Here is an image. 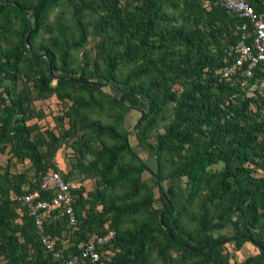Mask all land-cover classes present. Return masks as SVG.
<instances>
[{"label":"trees","instance_id":"trees-1","mask_svg":"<svg viewBox=\"0 0 264 264\" xmlns=\"http://www.w3.org/2000/svg\"><path fill=\"white\" fill-rule=\"evenodd\" d=\"M61 2L0 0V24H17L14 41L0 44V75L9 77L8 83L0 78V153L8 144L12 156L28 159L34 170L33 179L26 172L12 173L9 167L0 172V264H60L63 258L79 255L81 243L108 230L115 235L105 248L114 254L106 264H153L148 250L156 244L162 257L174 250L186 264H229L228 256L219 252L225 236L213 235L227 225L234 229L236 249L245 242L259 249L232 264H264V92L255 93L256 88L253 95L247 93L264 81V62L246 78L244 88L218 72L236 57L244 19L228 13L218 0H125L124 4L81 0L74 6L75 27L68 29V35L37 41L48 13ZM247 2L264 16V0ZM83 10L98 13L97 26L108 35L106 44L99 46L100 68L72 66L69 59L70 50L81 48L87 36L80 18ZM251 39L249 35L245 41ZM59 40L62 45H57ZM121 66L126 67L123 79L118 77ZM21 74L32 80L36 94L16 88ZM106 84L146 101L134 131L154 168L132 151L128 132L121 126L122 110L130 105L102 90ZM74 94V102L81 106L105 104L113 119L109 124L97 120L83 124V129L112 141L101 139L93 160L83 159L86 139L72 141L80 157L77 172L82 174L73 182L74 172L52 161L59 137L27 121L34 116L29 104L36 97L74 99ZM168 108L170 119L151 141V130ZM218 162L220 168L209 169ZM49 169L60 171L69 183L76 217L70 224L61 208H53L54 218L43 223V233L62 251L60 259L46 251L34 215L19 199L38 187ZM144 171L157 185L161 207L154 206V191L142 178ZM177 178H184L185 195L174 209L177 189L170 183L164 190L163 183ZM84 180H92L91 187ZM115 187L122 192H115ZM137 216L132 226L127 225ZM101 255L103 259V251ZM77 264L101 263L79 258Z\"/></svg>","mask_w":264,"mask_h":264},{"label":"rangeland","instance_id":"rangeland-1","mask_svg":"<svg viewBox=\"0 0 264 264\" xmlns=\"http://www.w3.org/2000/svg\"><path fill=\"white\" fill-rule=\"evenodd\" d=\"M81 0H62L60 5L54 6L50 12L48 13V17L46 19V26L41 28L40 34L37 38V41L40 39L42 41L50 42V37H58L68 35V29H73L74 20V6L79 4ZM125 0H120L121 4H124ZM173 9L171 6L168 7V12H171ZM80 18L86 24L87 36L81 48L75 49L72 48L70 50V62L72 66H75L77 63H80L83 66H87L89 69H95L102 67V60L99 56V46L103 43L106 44V38L108 35L105 31L101 30L97 26V21L99 18L98 13L90 12L89 10H83L80 13ZM17 24H13L12 27H8L6 23L0 24V44L3 46H7L9 43L14 41L15 32H16ZM66 38L68 42L70 39L68 37H60V39ZM62 40L57 41V45L61 44ZM12 75V72L10 73ZM126 76V67L121 66L118 71V77L123 79ZM99 76L91 77L93 80L98 78ZM0 78L3 80V83L9 82V77L5 76L4 73L0 75ZM175 88H178L179 85H174ZM16 88L17 89H26L34 94L35 89L32 84V80L27 79L22 74L16 79ZM257 88V89H256ZM0 87V91H1ZM256 89V90H255ZM102 90L110 93L112 96L119 99L122 103L130 105L128 110H122V122L121 126L124 130H126L128 141L130 143L132 151L149 167H155V162L149 156L146 149H144L141 145H139L136 137H135V127L139 121L141 116V111H145L147 109V103L145 100H141L136 96L130 95L128 91L122 90L119 86L106 84L102 87ZM256 92H255V91ZM264 92V81L259 85H252L249 91L247 92L249 95H253V93ZM77 95L74 94V99L72 96H64L63 98H56L55 96L51 97H36L29 104L34 116L27 121L28 124H36L39 131L47 133L48 131L54 132L59 137V148L53 156V163L59 164L60 167L67 171L74 172L73 177L71 178L74 182L79 180L82 174L77 172L76 163L80 158L78 153L72 148V141L81 137V139H86L88 141L87 148L84 150L83 159L84 161L93 160L97 157V151H99L101 139L110 144L112 141L110 139L102 138L93 132H90L89 129H83V124L86 120H97L100 124H109L112 123L113 115L112 110L108 109L105 104H100L98 102H92L93 104H89L88 106H81L80 104H76L75 97ZM96 100V98L94 99ZM255 110V107L252 108ZM172 110L171 108L166 109L161 115L159 119V124L155 126L151 132L149 139L154 141L155 135L158 132H162L164 130V126L167 124L168 120L171 117ZM74 125L73 128L70 129V133L66 134V131L69 126ZM64 133V134H63ZM127 159V158H126ZM222 166V162L215 163L209 167L210 170H215ZM6 167H9L12 173L18 172H26L28 178L33 179L34 170L30 165L28 159L20 160L12 156L9 151V145L7 144L4 151L0 153V172H3ZM261 172H257L260 174ZM142 178L148 182L153 189L154 194V206L161 207L163 202L160 198V193L157 189V185L155 184L152 176L149 172L144 171L142 173ZM89 180H84L83 184L89 188L90 182ZM97 182V180H96ZM94 183V181H93ZM170 183L175 185L177 189V194L175 195L173 202L174 209H177L178 206L184 200V178H177L174 180H165L163 183V188L166 190ZM94 185V184H93ZM96 185V184H95ZM99 187L102 185L99 184ZM122 189L120 187H115L114 191L117 193H121ZM100 208V205L98 206ZM137 218H131L130 221H127V225L132 226ZM74 229L71 228L70 232ZM69 233V232H68ZM214 236L224 235L225 239L221 240L220 253L227 255L229 258V264H232L233 261H241L247 258L250 255L257 254L259 249L251 242H245L239 249H236L234 244V229L227 225L222 229H217L213 231ZM161 246L158 244L151 245L148 250V259L153 264H186L180 254H178L174 250H169L167 257H162L159 253V249ZM3 258L0 257V262Z\"/></svg>","mask_w":264,"mask_h":264},{"label":"built area","instance_id":"built-area-1","mask_svg":"<svg viewBox=\"0 0 264 264\" xmlns=\"http://www.w3.org/2000/svg\"><path fill=\"white\" fill-rule=\"evenodd\" d=\"M230 14H236L243 18L240 25V41L236 48V57L231 65H225L218 70L221 77L226 80H236L241 88L247 84L246 78L252 76L255 67L264 62V16L257 13L248 4L247 0H218ZM250 27V28H249ZM251 35L250 42L246 38ZM49 193V198H42L43 193ZM19 199L27 206L28 212L34 215L36 227L41 234V242L46 251L50 252L55 259H60L62 251L57 250L55 239L43 233L44 221L54 217L50 214L51 209L61 208V213L68 215L70 224H75L73 195L70 192V185L65 181L63 174L54 169H49L41 175L38 187L22 194ZM115 235L114 230H108L103 235H94L88 241L81 243L79 255H72L63 258L60 264H77L79 258L100 260L106 264L114 250L105 248V245ZM111 243V242H110ZM102 251L105 257L102 259Z\"/></svg>","mask_w":264,"mask_h":264},{"label":"water","instance_id":"water-1","mask_svg":"<svg viewBox=\"0 0 264 264\" xmlns=\"http://www.w3.org/2000/svg\"><path fill=\"white\" fill-rule=\"evenodd\" d=\"M144 111H141V115H143ZM167 232L170 234V230L169 229H166ZM262 248V247H261ZM264 251V250H263Z\"/></svg>","mask_w":264,"mask_h":264},{"label":"crops","instance_id":"crops-1","mask_svg":"<svg viewBox=\"0 0 264 264\" xmlns=\"http://www.w3.org/2000/svg\"><path fill=\"white\" fill-rule=\"evenodd\" d=\"M2 258V256H0Z\"/></svg>","mask_w":264,"mask_h":264}]
</instances>
